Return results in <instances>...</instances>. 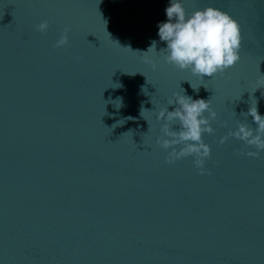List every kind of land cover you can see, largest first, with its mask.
I'll return each mask as SVG.
<instances>
[{
  "label": "water",
  "instance_id": "95a60500",
  "mask_svg": "<svg viewBox=\"0 0 264 264\" xmlns=\"http://www.w3.org/2000/svg\"><path fill=\"white\" fill-rule=\"evenodd\" d=\"M167 4L0 0V264H264V151L228 135L264 114V0H183L240 27L239 61L204 79L159 52ZM183 91L216 112L203 174L156 143Z\"/></svg>",
  "mask_w": 264,
  "mask_h": 264
},
{
  "label": "clouds",
  "instance_id": "9594fccd",
  "mask_svg": "<svg viewBox=\"0 0 264 264\" xmlns=\"http://www.w3.org/2000/svg\"><path fill=\"white\" fill-rule=\"evenodd\" d=\"M164 13L166 19L157 22V35L160 41L166 43V47L159 51L164 53L166 63L181 70L187 69L204 79L205 76L213 77L239 61L240 27L237 20L223 9L208 5L186 12L183 0H168ZM48 27L47 20H41L36 25L41 33L46 32ZM67 42V29H64L54 46L59 48ZM150 49L157 52L156 41L146 52ZM151 63L153 67L156 66L154 61ZM169 105L175 107L169 110ZM242 115L246 118L250 115L255 127L240 121L228 135L252 146L255 151L249 150L247 155L256 157L260 151H264V114L259 113L254 100ZM215 116L209 99H193L184 91L173 93L167 100V106L162 107L155 116L157 120L164 121L161 124L162 135L156 139V143L169 150L166 159L171 161L192 156L201 174L205 173V160L210 156L211 149L203 140V133L214 131L210 120ZM173 121L176 127L172 125ZM228 135L221 136L219 142L223 143Z\"/></svg>",
  "mask_w": 264,
  "mask_h": 264
},
{
  "label": "snow or ice",
  "instance_id": "6c2138e0",
  "mask_svg": "<svg viewBox=\"0 0 264 264\" xmlns=\"http://www.w3.org/2000/svg\"><path fill=\"white\" fill-rule=\"evenodd\" d=\"M226 70V69H225Z\"/></svg>",
  "mask_w": 264,
  "mask_h": 264
}]
</instances>
